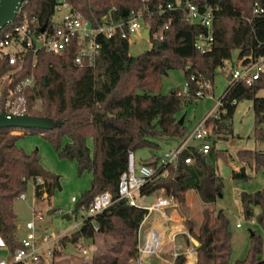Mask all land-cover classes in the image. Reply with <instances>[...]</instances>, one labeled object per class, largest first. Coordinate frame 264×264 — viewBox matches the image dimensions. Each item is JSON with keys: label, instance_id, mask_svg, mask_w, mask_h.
I'll return each instance as SVG.
<instances>
[{"label": "trees", "instance_id": "obj_1", "mask_svg": "<svg viewBox=\"0 0 264 264\" xmlns=\"http://www.w3.org/2000/svg\"><path fill=\"white\" fill-rule=\"evenodd\" d=\"M68 1L88 17H99L114 7L121 15L124 9L140 4L139 0ZM177 1L191 2L201 11L212 10L214 42L206 52L194 45L197 35L203 31L202 26L189 21L185 10L178 8L159 18L158 23L169 24L163 38L154 40L149 49L137 55H131L127 40L118 36L109 43L101 41V54L93 67L75 65L70 49L61 54L41 51L30 55L15 76V81L34 77L35 87L26 90L27 111L46 117L49 126L0 128V238L10 256L21 247L15 199L27 189L29 181L34 184L35 198L48 201L60 186V176L43 167L37 150L26 152L17 145L25 134L39 133L54 145L60 156L77 161L79 174L92 173L90 187L77 200L73 215L87 209L98 192L109 191L113 200L99 214L87 216L79 229L63 235L61 246L74 244L81 236L95 243L101 237L104 247L93 254L89 264H131L137 257L138 229L146 209L130 205L127 199L119 197L118 190L120 176L127 170L128 153L148 148L157 159L159 154L154 152L161 150L159 139H183L186 127L184 121L179 122L178 114L183 103L196 100L178 94L179 88L160 93L161 76L171 68H182L188 80L194 76V80H190L192 94L200 88L196 81L209 82L210 87L205 90L209 93L216 69L232 59L233 50H238L236 57L264 55L261 43L264 41V14L252 13L253 0H151V3L167 5ZM56 2L24 0L22 10L39 24L48 26L52 23ZM9 68V64L0 62V77ZM261 89H264V73L252 86L243 82L229 83L220 97L223 103L219 108L220 117L207 118V126L213 124V132H220L221 126H225L223 120L233 116L237 102L251 99L253 137L264 143V96L257 95ZM36 98L40 100L38 107H34ZM233 100L236 103H232ZM224 108L226 113L222 112ZM64 137L70 141L63 143ZM221 153V149L213 146L207 154L195 149L185 150L182 156L191 155L194 159L191 164L180 160L175 166H168L165 175L158 173L141 189L143 196L161 191L180 203L185 202L188 190L198 192L205 204L201 221L195 226L186 220L188 232L182 234L187 245L191 243L189 235L198 242L195 264H230L229 222L223 211L214 206L223 187L222 176L216 170ZM236 155L254 171L264 170V150L241 149ZM153 160L140 163L154 164ZM232 177L239 179L247 175L232 170ZM240 202L247 219L254 216L255 206L260 208L256 219L264 228V186L253 193L241 192ZM262 246L261 236L252 233L247 257L234 264H264L260 256ZM193 260L194 256L190 264ZM171 264H187L186 255L177 254Z\"/></svg>", "mask_w": 264, "mask_h": 264}, {"label": "built area", "instance_id": "obj_2", "mask_svg": "<svg viewBox=\"0 0 264 264\" xmlns=\"http://www.w3.org/2000/svg\"><path fill=\"white\" fill-rule=\"evenodd\" d=\"M56 1L51 25H41L35 18L28 17L27 13L22 10L23 1L15 19L1 30L0 62H6L10 68L0 77V113L4 112L8 116L28 114L26 90L35 87L34 77L27 76L15 81V76L23 68L30 55H35L41 51L61 54L70 49L73 50V63L75 65L93 67L101 54V41L120 36L126 39L129 44L134 40L144 39L151 47L154 40L163 38L164 32L169 26L168 22L158 23L159 18L167 11L178 8L185 10L186 18L189 21L198 23L203 28L194 43L199 51L206 52L214 42L212 10L201 11L197 5L188 1L153 5L151 0H139L138 6L124 9L121 15L114 7L99 17L86 16L82 11L75 9L68 0ZM57 10L61 11V16L59 19H54L53 16ZM125 10L126 15L123 14ZM252 13L255 15L264 14V0H253ZM17 17L20 20H16ZM246 19L250 20V18ZM145 28H149L147 37L143 36ZM261 43L264 46V41ZM263 73V54L235 57L228 73L231 75L229 83L243 82L252 86ZM190 80H194L193 75H191ZM190 80L187 79L184 87L179 89L178 94L196 99L204 96L206 88L210 87V83L206 82L201 85L199 81H196L200 88L192 94ZM39 103L40 100L36 98L34 107H38ZM232 103H236V101L233 100ZM222 105L221 99L217 100V113L208 114L176 147L160 150L158 158L153 160L154 164H137L135 153L129 151L127 170L121 174L119 179V197L127 199L130 205L146 209L138 229L137 257L133 260V264H146L144 258L155 254L163 242L159 241L160 230L153 226V216L157 215L164 227L165 224L174 221L165 217V214L168 209L174 208L175 199L163 194L143 196L141 195L142 187L151 182L158 173L165 175L167 167L175 166L180 160L191 164L194 161L191 155L182 156L185 150L195 149L202 154H207L210 151L212 144L208 137L211 130L206 124V119L220 117L219 108ZM222 112L226 113V109L224 108ZM191 140H198L199 142L192 144L190 143ZM38 181L41 179L38 178ZM19 196L26 197L24 192ZM151 198L152 200L149 201ZM112 201L109 191L96 193L88 208L82 211V220L75 223L73 229H79L87 216L99 214ZM72 202H77L75 196L72 197ZM70 212L73 214V209ZM42 219L41 210L34 209L32 220L25 223V235L19 238L21 247L17 248L11 256L0 258V264H43L45 260L53 258L56 252L64 250L60 244V238L66 234L57 233L53 229L42 231L38 224ZM168 227H165L164 234ZM95 229H97L96 226ZM74 246L85 257L89 255L92 257L98 249L93 240L82 236L77 239Z\"/></svg>", "mask_w": 264, "mask_h": 264}, {"label": "rangeland", "instance_id": "obj_3", "mask_svg": "<svg viewBox=\"0 0 264 264\" xmlns=\"http://www.w3.org/2000/svg\"><path fill=\"white\" fill-rule=\"evenodd\" d=\"M61 11L57 10L54 14V19H59ZM149 49V43L144 39L134 40L129 44V53L137 55ZM238 54V50L232 51V59L225 62L224 67L216 69L213 80V88L209 93L192 100L188 103H183L182 109L178 116H184V124L186 127V136L192 132L193 128L201 122L208 114L217 113V100L220 99L224 93L229 81L227 80L229 69L232 61ZM187 81L184 70L182 68H171L160 78L158 91L160 93H169L172 89L183 88ZM204 85V84H201ZM258 96H264V89L257 93ZM215 118V117H214ZM180 119V118H179ZM225 126L218 132H213V124H209L211 135L209 141L213 148L221 149L222 157H219L216 162V170L223 179V187L221 193L218 195L214 206L217 210H222L226 219L229 222V231L231 232V253L230 264L242 260L248 255L251 245V234H258L262 238L263 246L261 257L264 258V228L257 221L256 216L260 211L258 206L253 208L254 216L246 218L240 202L241 192L253 193L264 186V170L254 171L249 166H245L243 162L237 159L236 153L241 149H255L264 150V143L256 141L253 137V109L251 99H241L237 102L235 112L231 118L223 120ZM220 128V127H219ZM170 138H161V150L167 149L173 143ZM182 139V138H181ZM70 141L68 137L63 138V143ZM215 141V143H213ZM198 140H191L190 143H198ZM88 144L92 148L91 139ZM17 145L23 148L26 152L37 150L40 156V161L43 167L60 176V186L55 190L51 200L36 199L34 196V184L29 181L27 189L24 191L25 198L18 196L14 201V210L18 215V229L19 237L25 235V223L32 220L34 209L41 210L43 219L38 223L40 229H53L60 234H71L75 223L82 220V211L77 212V216L73 215L70 210L76 207V202H72V197L75 196L80 200L84 191L89 189L92 173L83 171L78 172L76 160H71L59 155L54 145L49 142L43 135L39 133H27L17 141ZM148 148L140 149L135 152L136 163L140 161L153 160L155 156L151 154ZM160 151L154 152L158 155ZM242 166H245L247 177L233 178L232 170L239 171ZM159 191L154 195H160ZM205 204L201 200L196 190H188L185 194V202L180 203L175 201L174 208L167 211H174V221L170 224H165L167 230L162 244L159 246L157 252L153 255L144 258L146 264H171L177 254L184 253L187 258V264H190L194 256L193 264L196 263L197 251L196 244L193 237H190V244H186L183 233H187L186 220L192 221L195 226L201 221L202 209ZM174 209V210H173ZM52 211L51 213H49ZM64 215H69V219L64 218ZM160 219L157 215L153 216V221ZM240 224L239 226L237 224ZM98 249L104 247V242L101 237L96 239ZM97 249V252H98ZM10 256L9 250L0 247V258H7ZM50 259L46 262L49 264ZM91 255L85 257L81 252L69 243L64 252L55 256L54 264H89ZM134 261H131L133 264Z\"/></svg>", "mask_w": 264, "mask_h": 264}, {"label": "water", "instance_id": "obj_4", "mask_svg": "<svg viewBox=\"0 0 264 264\" xmlns=\"http://www.w3.org/2000/svg\"><path fill=\"white\" fill-rule=\"evenodd\" d=\"M24 0H0V32L1 30L12 20L15 19L17 11ZM127 14L126 10L123 13ZM149 28L143 30V36L147 37ZM106 43H109V39H105ZM227 80H231V75L228 74ZM184 116L179 119L180 123H183ZM48 120L46 117L34 116L31 114L11 115L8 116L4 112L0 113V128L13 127V128H32V127H48ZM241 174L246 175L245 166H242L239 170ZM152 198L149 200L151 201ZM50 211L49 213H51ZM64 218L69 219V215H64ZM197 245L198 242L194 240Z\"/></svg>", "mask_w": 264, "mask_h": 264}, {"label": "crops", "instance_id": "obj_5", "mask_svg": "<svg viewBox=\"0 0 264 264\" xmlns=\"http://www.w3.org/2000/svg\"><path fill=\"white\" fill-rule=\"evenodd\" d=\"M169 140H172L173 143H172L171 145H169V147H168L167 149H170V148L176 147V146L181 142L182 139H181V138H170ZM164 150H166V149H164ZM16 214H17V213H16ZM17 217H18V215H17ZM155 223H161V221L159 222V221H157V220H154V221H153V226H154V227H156V226H155ZM18 229H20V224H18ZM17 236L19 237L18 231H17ZM19 238H20V237H19ZM0 247H3L4 249H7L6 246L4 245L3 241L1 240V238H0ZM63 252H64V250H63L61 253H63ZM55 256H56V255H55ZM55 256H54L53 258L50 259L49 264H54V263H55V262H54V260H55ZM43 264H47L46 260L44 261Z\"/></svg>", "mask_w": 264, "mask_h": 264}, {"label": "bare ground", "instance_id": "obj_6", "mask_svg": "<svg viewBox=\"0 0 264 264\" xmlns=\"http://www.w3.org/2000/svg\"><path fill=\"white\" fill-rule=\"evenodd\" d=\"M173 213H174V211H171V212L170 211H166L165 217H169V218L174 220L175 217L173 216ZM155 226H156L157 229L160 230L159 241H163L164 240L163 237L165 236V234H164L165 227L161 223H155Z\"/></svg>", "mask_w": 264, "mask_h": 264}]
</instances>
